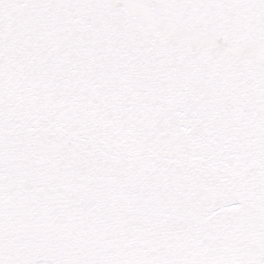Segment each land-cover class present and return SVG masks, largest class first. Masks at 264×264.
Masks as SVG:
<instances>
[{
  "label": "snow or ice",
  "instance_id": "obj_1",
  "mask_svg": "<svg viewBox=\"0 0 264 264\" xmlns=\"http://www.w3.org/2000/svg\"><path fill=\"white\" fill-rule=\"evenodd\" d=\"M0 264H264V0H0Z\"/></svg>",
  "mask_w": 264,
  "mask_h": 264
}]
</instances>
